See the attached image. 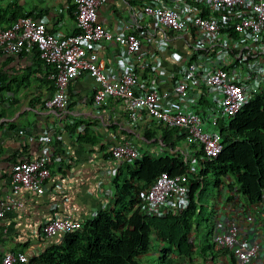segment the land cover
Masks as SVG:
<instances>
[{"label": "built area", "instance_id": "1", "mask_svg": "<svg viewBox=\"0 0 264 264\" xmlns=\"http://www.w3.org/2000/svg\"><path fill=\"white\" fill-rule=\"evenodd\" d=\"M100 3L101 0H74L73 15L79 29L76 34L51 30L46 20L18 17L9 27H0V51L38 53L49 68L48 78L54 81V92L45 100L44 107L59 116L70 108L69 83L89 74L96 83L92 104L97 111L114 103L134 126L141 123L151 127L155 122L180 127L188 141H193V152H199L201 161L217 156L221 135L213 126L220 118L230 119L249 97L264 90V0H142L132 6L128 14L130 30L137 29L146 36L160 32L164 40L168 37L181 41L186 48L187 62L181 65L178 78L166 86L157 77L140 78L137 58L132 55L139 47V36L134 31H109L99 24ZM100 40L118 45V50L110 47L109 52L119 54L125 61L116 79L112 67L87 57L84 42ZM159 49L176 58L174 50H167L164 45ZM157 60L160 61L159 56ZM195 84L204 86L211 97V104L202 116L188 110L184 102ZM68 123L75 128L72 135L77 139L85 126L75 127L72 120ZM23 132L19 130V134ZM57 136H46L37 156L12 164L11 191L0 197V219L10 211L24 208L25 203L15 198L16 193H42L51 177L50 142ZM110 153L117 161H132L139 156L129 142L111 145ZM188 192L186 174L161 172L142 197L140 212L149 216L173 212ZM104 206L102 203L101 208ZM96 213L95 209L88 216L77 218L72 212L62 214L55 210L40 225L39 235L49 239L76 231ZM257 252L256 247H246L239 250L238 257L247 263ZM25 261L27 255L22 252L6 251L0 257V264Z\"/></svg>", "mask_w": 264, "mask_h": 264}, {"label": "crops", "instance_id": "2", "mask_svg": "<svg viewBox=\"0 0 264 264\" xmlns=\"http://www.w3.org/2000/svg\"><path fill=\"white\" fill-rule=\"evenodd\" d=\"M141 1L101 0L97 9L98 22L109 29H125L130 6ZM9 6L17 9L15 13H31L46 20L51 30H62L67 34L76 31L75 19L70 12L73 0H0V14H5L4 18L0 17V27L9 25L13 19L8 11L2 13ZM84 45L88 59L111 66L116 79L123 61L111 58L103 41L85 42ZM152 51L153 40L144 38V44L136 52L137 64L146 70V75L157 76L166 86L175 73L172 65L176 64L167 62V59L158 64L149 54ZM48 70L35 60L34 54L0 53V197L11 191L9 171L15 161L37 156L48 135L63 137H57L60 143L56 138L50 142L53 175L45 183L42 193H16L15 198L25 203L24 208L10 211L0 219V257L6 251H19L29 256L38 254L59 241L58 237L44 241L38 238L40 225L51 218L55 210L86 217L111 193L113 195V176L103 172L109 164L103 154L113 143L131 141L139 150L149 153H156L163 146L157 142L161 138L159 130L146 137L144 126L140 123L134 126L120 109L114 112L107 107L101 113L97 111L91 101L95 81L89 74L69 83L71 106L65 115L59 116L58 112L45 109L44 101L54 91L45 79ZM69 120L86 125L98 138V143L94 146L76 143L67 126ZM19 130H23V134H19ZM179 145L181 143L177 142L175 147ZM213 199L209 206L214 214L220 212L224 217L222 220H240L243 237L253 238L264 231V213L250 210L238 193H223ZM262 261L264 264V258Z\"/></svg>", "mask_w": 264, "mask_h": 264}, {"label": "trees", "instance_id": "3", "mask_svg": "<svg viewBox=\"0 0 264 264\" xmlns=\"http://www.w3.org/2000/svg\"><path fill=\"white\" fill-rule=\"evenodd\" d=\"M73 9L74 6L71 13ZM7 11L13 18L11 22L21 16L37 18L31 13H15L17 9L12 6L2 13ZM33 54L35 60L41 62L38 53L34 51ZM47 83L54 88L52 80H47ZM199 102H204V99L199 98ZM194 111H199V105L195 106ZM230 121L228 125L223 122L218 124L223 149L217 157L201 163L200 182L197 184L191 179V203L182 214L154 217L142 215L139 211L142 194L161 172L175 175L188 171L179 153L143 156L131 163L121 164L112 181L115 192L109 207L82 222L79 230L57 236L58 242L48 245L38 254H26L27 261L16 264H141L151 260V252L155 249H160L163 264H173L174 260L169 254L192 257L195 249L193 244L188 243L187 234L193 224L199 230L204 217L203 210L197 211L193 195L198 193V203L204 201V188L210 184L218 187L225 179L227 181V177L233 179V184L248 205L264 211V98L251 99ZM70 129L73 132L74 128ZM157 130L161 132L162 140L170 146L179 142L173 139L175 129ZM145 132L149 137L153 131ZM58 136L63 138L62 135ZM56 140L57 143L61 142ZM76 141L94 146L98 138L86 127ZM50 160H53V156ZM49 168L52 171L50 165ZM38 238L46 240L41 236ZM148 252V256L143 257Z\"/></svg>", "mask_w": 264, "mask_h": 264}, {"label": "clouds", "instance_id": "4", "mask_svg": "<svg viewBox=\"0 0 264 264\" xmlns=\"http://www.w3.org/2000/svg\"><path fill=\"white\" fill-rule=\"evenodd\" d=\"M73 5H74V9H75L74 0H73ZM136 5H134V6H136ZM132 6L133 5L130 6V9ZM73 10H72V15H73ZM74 19H75V17H74ZM14 21H12L10 23V25ZM97 22H98V18H97ZM128 23L129 22H128V17H127V24L125 25V29L116 30V29H109L106 27L105 28L109 31H115V32H121V31L131 32V31H134V34L138 35L140 38L139 39L140 40L139 47L132 54V55H134V57H136V52L138 51V49L140 47H142V45L144 44V38H148V37L151 38L153 40V46H154V51L149 52V54H151V57H155V60L158 64L164 63L165 62L164 60H166V59H167V62H169V63H175L176 65L171 64L175 69V73H174V76H172L170 78V82H172L176 78H178V72H179V69L181 68V65L187 62V56L185 53L186 48H185L184 44L178 40H170L168 37L166 40H164L162 33H160V32H156V33L152 32L151 35L147 34V36L143 35V34H141V31H138L137 29L130 30L128 27ZM10 25L5 26V27H9ZM5 27H1V28H5ZM76 30H78V32H79V29L77 28V26H76ZM75 32L71 33V34L78 33V32H76V33ZM100 41L105 42V44L108 46L107 47L108 48V54L111 58L115 57L116 59H120L121 61H123L122 57L119 54L118 55H112L109 52L110 47H113V50H115V49L118 50V45H116L115 43H109L105 40H100ZM100 41H98V42H100ZM84 44H85V42H84ZM161 45L166 46L167 50L168 49H172V51L174 50L176 53V58H175V56H173V57L170 56L169 52L166 53V52L161 51L159 49V46H161ZM0 53H2V52L0 51ZM22 53H24V52H22ZM2 54H7V53H2ZM7 55H17V54H7ZM157 56H159L160 61L157 60ZM124 62L125 61H123V63ZM43 65H45V64L43 63ZM45 66L47 67V65H45ZM136 66H137V71H138L141 79L154 78V76L146 75V70L140 69L138 65H136ZM113 71L115 72V70H113ZM48 73H49V70L46 73V77L48 80H51L48 78ZM118 77H119V74L116 78H118ZM170 82H169V84H170ZM95 86H96V83H95ZM68 94H69V92H68ZM256 97L264 98V90L261 92L255 93L251 97H249V99L242 105V107L239 109V111L243 108V106L247 102H249L251 99L256 98ZM199 98H203L204 102L197 103V100ZM210 98L211 97L207 93V90L204 86L202 87L199 84H195V85H193L191 91L188 93L184 102L188 105V110L193 111L195 113H198L200 116H202V115L206 114V108L209 107L211 104ZM69 100H70V96H69ZM196 105H199V111L198 112L194 111ZM70 106L71 105L69 104V107ZM107 107H111V109L114 112H116L115 109H120L126 115V113L121 109V107L118 104H114V103H110L109 105L102 107L99 112L101 113ZM234 116L235 115H233L230 119L220 118L218 123L215 126H213L212 129L217 130L221 135V132L218 130V124L220 122H223V123L228 125L231 122L230 120L233 119ZM74 124H75V127L77 125H81L80 123H77V122L76 123L74 122ZM82 125H84V124H82ZM67 126H68L69 130L71 131L70 128L73 126H70L69 123ZM84 126L86 129L87 126L86 125H84ZM144 128H145V131L147 130V131H153V132H157L158 131L157 128L158 129H160V128L175 129L176 132L173 134V139L179 140V143H181V145H179V147L170 146L169 144H167L166 142H164L162 140V137L161 138L159 137L158 139H161V141L157 140V142L161 146L162 145L163 146L160 147L156 153H149L148 151L142 152L141 150L138 149L137 146L133 145V143L131 141H127V140H123L120 142L117 141L115 143L129 142L133 146V148H135L138 151L139 156L137 158L133 159L132 161H117V162L113 163V169H112V172L110 173V175L113 176V178H114L122 163H125V162L131 163L136 159H141L143 156H147L150 154L158 156V155L163 154L164 152L181 154V156L183 158V162L188 168V171L180 173V174H186V177H187V181H188V185H189V192L187 193V197L184 198V200H181L179 202V204L177 205V208L173 212L172 211L167 212L166 214H164L162 216H154V217H164L166 215H172V216L180 215L185 210H187L189 208L190 203H191V196H190V188L192 186L191 179L193 181H195V183H197V184L200 182V177H198V176H199V172H200L201 163H204L208 160H211V159H213L219 155V153L223 149L222 139L220 138L221 139L220 140L221 141V150L218 153V155L215 157L206 158L204 161H201L199 159V152L198 153L193 152V150H194L193 149V145H194L193 141H188L184 132H182L183 130L180 127H168V126H164L160 123L153 122L151 127H145L144 126ZM74 131H75V128H74L73 132L72 131L71 132L74 133ZM75 140H77V139H75ZM115 143H113V144H115ZM103 156L106 157V159L109 161L112 160L113 156L110 153V148H109V150L105 151ZM193 157L195 158L194 160L196 161V163L199 164L198 169L192 168V164H194V163H192ZM49 165H50V163H49ZM52 175H53V172L51 171L50 179L52 178ZM175 175H179V174H175ZM50 179H48V180H50ZM200 189H201V187H200ZM217 189H218V191H216L215 193H212V194L202 193L204 197L206 196V198L204 201H201L199 203L197 202L199 199L198 193L193 195L194 201L197 203V211L203 210V214H204L200 229L197 230L196 226L193 224L190 231L187 234V241H188V243L194 245L195 254L192 257L179 256L177 254H169L170 258L174 260L173 264H263L262 260L264 258V231L261 234L255 236L253 238L243 237L240 234V220L239 221H238V219H232L231 220V218L226 219V220H222L224 217H222V214L219 212V210L217 209V212H219V215H215L213 209L211 208V206H209V203L211 200H214L213 198L216 199L219 195H222L223 193H232L233 195H234V193H238L240 195V198L243 200L244 204H246V206H249V208H251L250 210L253 209V211H255L257 213L258 212L264 213V211H262L260 209H256L255 207H251L250 205H248L246 203L243 196L238 192L237 186L233 184V179L231 177H227V181L225 179L224 182L217 187ZM146 190H147V188L145 189L144 193L141 196V199L139 200L140 203L142 201V197L145 195ZM203 192H204V190H203ZM113 195H114V193H113ZM113 195L111 193L109 195L108 199L103 202V203H105V206L103 208H101L102 203H100V205L97 208H95L97 210L96 215L98 214V212L100 210L106 209L107 207L110 206V204H111L110 200H111ZM262 203H263L262 207H264V193L262 195ZM208 206H209V208H208ZM91 211H93V210H91ZM139 211H140V204H139ZM205 211H207L208 214L205 213ZM96 215H94V216H96ZM142 215H145V214H142ZM146 216H149V215H146ZM76 217L78 218L79 216L76 215ZM249 219H251V218H249ZM263 222H264V218H263ZM77 230H79V229H77ZM58 236H60V235H58ZM164 247L168 248L167 246H164ZM246 247H248V248L256 247V250H258V252H257V255L254 258H252L250 261H248L247 263H242L238 257V254H239L238 252H239V250H242ZM13 252H19V251H13ZM153 255H154L155 260H157V264H163L162 261L160 260V249L159 250L158 249L153 250L151 252L150 256H153Z\"/></svg>", "mask_w": 264, "mask_h": 264}, {"label": "rangeland", "instance_id": "5", "mask_svg": "<svg viewBox=\"0 0 264 264\" xmlns=\"http://www.w3.org/2000/svg\"><path fill=\"white\" fill-rule=\"evenodd\" d=\"M115 162H117V160L114 157H112V160L109 161L108 168L106 170H103V172L104 173L107 172V174L110 175V173L112 172V169H113V163H115ZM192 163H194V164H192V168H194V169H198L199 168V164L196 163L195 160H192ZM216 191H218L217 187H213V185L210 184L209 186H206L204 188V192L203 193L204 194H212V193H215ZM205 213L208 214L207 211H205ZM148 254H149V252L146 255H144L143 257H147ZM150 259L151 260L148 263L142 262L141 264H157V260H155L154 255L150 256Z\"/></svg>", "mask_w": 264, "mask_h": 264}]
</instances>
